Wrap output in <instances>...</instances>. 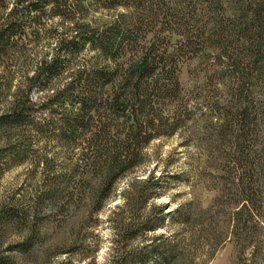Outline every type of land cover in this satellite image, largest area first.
<instances>
[{"label": "trees", "instance_id": "16d2710c", "mask_svg": "<svg viewBox=\"0 0 264 264\" xmlns=\"http://www.w3.org/2000/svg\"><path fill=\"white\" fill-rule=\"evenodd\" d=\"M98 11L114 16L98 20ZM196 13L195 0H0V136L52 134L68 155L60 175L55 157L38 162L45 179L33 191L34 207L1 211L0 264H19L14 253L31 254L41 234L35 221L46 212L43 208L63 214L85 198L89 208L101 211L119 184L144 165L152 143L175 136L185 119L198 123V114L202 119L207 115L204 122L216 133L206 134L208 147L220 153L225 166L234 163V174L214 207L178 212L171 219L166 207L154 204L163 196L161 182H137V191L122 196L125 206L117 214L125 215L124 224L115 230L122 243L140 234L146 241L142 248L120 251L115 264H200L198 257L205 264L204 254L189 251L178 234L156 235L170 225L183 226L180 235L188 234V227L209 225L214 232L220 227L221 234L212 239L215 246L236 237L242 250L254 249L235 264H264V158L251 149L255 139H264V33L262 26H254L256 18L222 21L208 29ZM50 18L61 26L48 29ZM196 31L207 37L206 43L193 40ZM43 39L52 44L43 58L33 53L31 70H5L15 54L25 56L29 46ZM176 39L181 41L178 51L172 49ZM210 52L225 71L207 75L210 84L198 82L210 96L199 102L189 90L184 94L180 74L187 59L209 66ZM22 58L14 59L24 68ZM229 77L235 87L225 85ZM34 93L41 97L34 100ZM222 97L226 106L219 103ZM210 98L217 104L206 102ZM192 103L197 110L189 108ZM16 225L32 226L30 234L2 251L4 233ZM255 238L263 249L253 246ZM122 252L126 256L121 258Z\"/></svg>", "mask_w": 264, "mask_h": 264}, {"label": "rangeland", "instance_id": "374dc122", "mask_svg": "<svg viewBox=\"0 0 264 264\" xmlns=\"http://www.w3.org/2000/svg\"><path fill=\"white\" fill-rule=\"evenodd\" d=\"M195 2L197 4L196 18L202 26L208 24V29H214V26L222 21L228 24L234 21H236L235 23H244L256 18L257 23L255 22L254 26H259V28L262 26L261 33H264V0H195ZM96 15L98 20L114 16V14L107 12L96 13ZM47 21L48 29L61 26L59 24L60 20L57 18H50ZM59 29L61 28L59 27ZM253 31L251 30V32ZM194 34L196 35H194L193 40L198 39L195 42L206 43L207 37L199 36L197 31ZM29 38H32V36H29ZM180 42L179 39H176L172 44V49L178 51L181 46ZM51 44L52 41L48 42L44 39L38 45L32 44L26 49L25 56H20L19 53L15 54V57H23L21 62L24 64L26 62L24 68L18 64L19 62L17 63L15 57H12L13 61L5 65V70H12L13 73L20 68L31 70L32 62L37 57L35 54L43 58L48 51V46ZM213 54V52H210L209 66L204 64V60L201 62V60L196 59L189 62L187 59L182 66L180 79L185 87L184 94L188 95L189 90L190 96L193 99L198 97L199 102L210 97L207 88H204V90L199 89L201 81L202 84L204 80L205 84H210V79H206L207 75H214L215 71H225V69L217 67L219 63L215 61L217 57ZM236 84L234 78L229 77L227 81L225 80V85L228 87H235ZM223 94L225 95V92ZM39 97H41V94H33L34 100ZM210 99L212 100L206 102L217 104V99ZM225 100L222 97L219 103L226 106ZM196 107L192 103L189 108L197 110ZM178 109L176 107V110ZM183 109H188V106L184 105ZM201 116L198 114L194 118L199 121L198 123L188 122V119H185L184 128L179 130L175 136L162 138L152 143L146 150L147 157L144 165L119 184L118 190L112 197L113 199L107 200L106 206L101 211L95 212L92 207L89 208L90 199L85 201V198L82 202L74 203L67 213L58 214L56 211L52 213L51 209L46 208H43L46 212L43 211L41 214L38 211L40 216L36 219L35 226L39 228L41 234L37 237V243L27 258L20 255V253L13 254L17 262L19 264H115L118 262L116 256L120 251L142 248L146 239L141 234L136 241L129 244L122 243V237L115 229L117 227L121 229L124 224L125 215L119 214L120 217H118L117 214L118 208L125 206L122 196L131 191H137L139 185L148 178L161 182L163 196L154 204L166 207L167 219L175 218L178 212L185 214L188 210L189 212L191 210L199 212L214 207L222 194L225 183L229 181L231 173L234 174L232 168L235 165L233 162H229L225 166L226 161L222 159L220 153L216 154L217 150L215 148L208 147L210 144L205 140V138H208L206 134L216 133H213L209 121L204 122L207 115L203 119ZM46 119L42 117V120ZM42 120L40 121L44 122ZM193 134L199 137H193ZM7 136L9 137L2 138L3 135L0 136V160L3 159L0 161V214L2 210L4 212L7 209L13 210L20 205L34 207V204L30 201L35 194L33 191L38 186L42 187L45 179L44 165H38L40 160L55 157L58 161L55 173L60 175L68 158L66 152L63 153L61 150V141L54 138L52 134L44 136L43 134L30 132L8 134ZM251 149L255 150L257 156L264 158V139H255ZM137 182H140V184H136ZM132 184H134L133 188L130 186ZM27 226L16 225L14 228L10 227L4 233L2 251H7L8 246H14L23 237L28 236L32 226ZM208 226L205 229H190L188 227V234L180 235V232L185 230L184 227L170 225L168 230H159L156 235L173 236L178 234V241L180 243L183 241V246H188L189 251L193 250V253H198L200 256L204 254L202 259L206 261L205 264H235L238 263V258L240 262V259L246 253L244 258H249V254L254 249L252 246H247L248 252L242 250L241 246H244V244L240 245L236 237L228 238L226 242L215 246L214 244H217V242L212 239L216 238L215 235L221 234V229L219 227V231L217 228L218 232H214L213 227ZM208 229L212 232H208ZM193 235L196 242L190 243L188 238ZM252 244L253 246H261L256 238L252 241ZM263 247L261 246L262 249ZM211 252L212 256L208 259L207 254ZM122 255L123 252L119 256L121 258L126 256L125 253L124 256ZM262 256H264V251ZM198 259L201 264V258L198 257ZM257 264H260V262Z\"/></svg>", "mask_w": 264, "mask_h": 264}]
</instances>
